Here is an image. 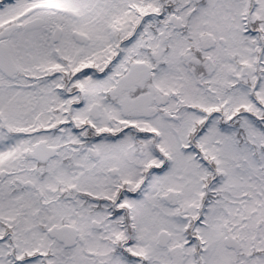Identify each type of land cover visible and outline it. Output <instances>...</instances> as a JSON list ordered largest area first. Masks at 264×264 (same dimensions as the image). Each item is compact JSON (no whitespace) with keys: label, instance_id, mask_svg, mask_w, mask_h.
<instances>
[{"label":"snow or ice","instance_id":"1","mask_svg":"<svg viewBox=\"0 0 264 264\" xmlns=\"http://www.w3.org/2000/svg\"><path fill=\"white\" fill-rule=\"evenodd\" d=\"M0 264H264V0H0Z\"/></svg>","mask_w":264,"mask_h":264}]
</instances>
